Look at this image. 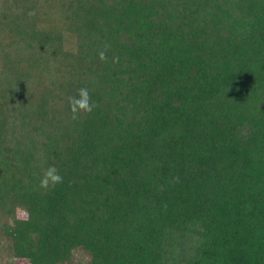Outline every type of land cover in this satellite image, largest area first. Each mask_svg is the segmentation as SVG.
Here are the masks:
<instances>
[{
  "label": "trees",
  "instance_id": "trees-1",
  "mask_svg": "<svg viewBox=\"0 0 264 264\" xmlns=\"http://www.w3.org/2000/svg\"><path fill=\"white\" fill-rule=\"evenodd\" d=\"M10 258L264 264V0H0Z\"/></svg>",
  "mask_w": 264,
  "mask_h": 264
},
{
  "label": "clouds",
  "instance_id": "clouds-1",
  "mask_svg": "<svg viewBox=\"0 0 264 264\" xmlns=\"http://www.w3.org/2000/svg\"><path fill=\"white\" fill-rule=\"evenodd\" d=\"M111 46L104 45V49L98 53V59L101 62L108 61L107 52ZM119 62V57H112V63ZM97 105L93 102L89 90L86 87H81L77 90L75 96L68 97L69 119L72 121L78 120L81 114H90ZM63 182V177L59 174L55 166L48 167L40 180V188L48 190L55 188Z\"/></svg>",
  "mask_w": 264,
  "mask_h": 264
},
{
  "label": "rangeland",
  "instance_id": "rangeland-1",
  "mask_svg": "<svg viewBox=\"0 0 264 264\" xmlns=\"http://www.w3.org/2000/svg\"><path fill=\"white\" fill-rule=\"evenodd\" d=\"M9 264H27L25 260L17 259V258H10Z\"/></svg>",
  "mask_w": 264,
  "mask_h": 264
}]
</instances>
